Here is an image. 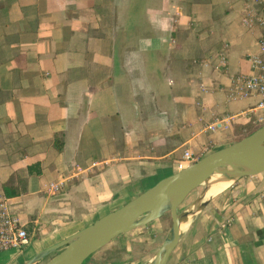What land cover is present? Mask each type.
<instances>
[{
	"label": "crops",
	"instance_id": "0c3cea01",
	"mask_svg": "<svg viewBox=\"0 0 264 264\" xmlns=\"http://www.w3.org/2000/svg\"><path fill=\"white\" fill-rule=\"evenodd\" d=\"M261 4L0 0V192L31 230L0 264H25L184 168V151L227 146L234 126L263 116L249 115L260 97L228 98L232 76L260 52L264 25L248 29L242 17ZM225 190L199 203L167 264H264V172ZM163 216L130 232L148 245L142 264L165 238ZM119 237L83 264H114ZM120 245L126 264L131 248Z\"/></svg>",
	"mask_w": 264,
	"mask_h": 264
},
{
	"label": "water",
	"instance_id": "95a60500",
	"mask_svg": "<svg viewBox=\"0 0 264 264\" xmlns=\"http://www.w3.org/2000/svg\"><path fill=\"white\" fill-rule=\"evenodd\" d=\"M264 172V124L251 134L202 156L196 162L159 180L123 206L98 218L90 225L46 248L25 264H83L91 255L115 238L144 227L170 214L171 226L148 264H167L180 237L178 207L187 196L219 173L232 182ZM204 194V193H203ZM193 212L186 211L183 218Z\"/></svg>",
	"mask_w": 264,
	"mask_h": 264
},
{
	"label": "built area",
	"instance_id": "2783aa9c",
	"mask_svg": "<svg viewBox=\"0 0 264 264\" xmlns=\"http://www.w3.org/2000/svg\"><path fill=\"white\" fill-rule=\"evenodd\" d=\"M242 23L248 29H253L256 26L264 25V4L259 8L250 7L246 10L242 17ZM258 47L260 52L258 54H250L247 56L249 64V73H239L231 78V83L228 88V98L230 100H238L249 98L251 96L260 97V101L256 107L249 110V115L253 114L255 109H258L264 114V37L258 40ZM226 46L223 47L220 53V65L226 68L225 51ZM202 91L206 92L203 85L200 87ZM252 113H251V112ZM248 115V117H250ZM255 122L264 121V115H253ZM223 120H214L207 128L214 130L221 126ZM198 155L190 151H184L182 160L188 164H192L198 160ZM200 159V158H199ZM183 169V168H182ZM64 180H59L50 183L48 190L52 194H56L64 187ZM30 242V235L24 224L20 222L19 217L11 210L8 197L3 192H0V253L9 250L21 252Z\"/></svg>",
	"mask_w": 264,
	"mask_h": 264
},
{
	"label": "rangeland",
	"instance_id": "374dc122",
	"mask_svg": "<svg viewBox=\"0 0 264 264\" xmlns=\"http://www.w3.org/2000/svg\"><path fill=\"white\" fill-rule=\"evenodd\" d=\"M263 124H264V121H262V122H255L254 121V125L255 126H258L259 127V126H261ZM233 141H234V137L229 138V140L226 141V143L227 144H231V143H233ZM210 150H211V148L209 150H207V151H209V152H207V154L210 153ZM204 155H206V154H203L201 156L198 155V157L201 158ZM199 158H198V160H199ZM183 162H184V164H183V167L184 168L187 167L188 165H190L186 161H183ZM235 182H237V180L234 181V182H232V184L230 185V187H232L235 184ZM229 188H227L225 191H227ZM205 189H206V186L205 185L199 186L194 191H192L187 196V198L182 202V204L178 207V213L182 217H183V214L186 211H189L191 213V212H195L198 209V207L200 206L199 203L201 204V202L203 200H205V199H202L201 198L202 195H203V193H204V191H205ZM163 221L165 222V226H164L165 227V230H164L163 236H166L167 233L169 232V229H170V226H171L170 214L168 212L164 214ZM143 230H145V232L148 233V235L146 234L147 235V239L149 237L150 240H152V241L158 240V235H157V231L156 230L151 229V228H147V229H143ZM30 231L31 230L28 229V233H29L30 238H31ZM131 232H134V230L131 231ZM136 235H137L136 233H132V234L131 233H127V236H125V237H119V239H118V241H119L118 242V246H120V247L119 248L116 247L117 249L115 250V252L113 254L114 257H112V255L108 254L109 257H112L113 260L116 261V262H114V264H123L124 263L123 260L117 261L120 258L122 259L123 253H125V251H122L123 245H120V244H124V245L129 244V247L131 248L130 249V252L128 254V257L125 260L127 262L126 264H132L133 262L140 261L143 257H145V256L148 255V252L149 251H147V246L148 245H147L146 242H138V243H135V241H132V240H134L135 237H137ZM109 246H111V245H108L107 247H105L103 249L104 252H106V250H107V248H109ZM55 253L50 254L49 256H47L46 258H44L43 260H41L40 262H38L36 264H43L49 258H51ZM143 262H144V259H143V261L141 260L140 263H138V264H142Z\"/></svg>",
	"mask_w": 264,
	"mask_h": 264
},
{
	"label": "bare ground",
	"instance_id": "6f19581e",
	"mask_svg": "<svg viewBox=\"0 0 264 264\" xmlns=\"http://www.w3.org/2000/svg\"><path fill=\"white\" fill-rule=\"evenodd\" d=\"M232 184L231 180H227L224 177H222L219 173H215L210 180L204 184L206 186V189L204 191V194L202 195V199H210L214 197L215 195L219 194L227 186ZM190 222V217L181 218L180 220V232H184Z\"/></svg>",
	"mask_w": 264,
	"mask_h": 264
},
{
	"label": "trees",
	"instance_id": "16d2710c",
	"mask_svg": "<svg viewBox=\"0 0 264 264\" xmlns=\"http://www.w3.org/2000/svg\"><path fill=\"white\" fill-rule=\"evenodd\" d=\"M259 127L254 125V120H250L249 122L244 123V124L239 125V126L238 125L234 126V128H233L234 141L233 142H236V141L240 140L241 138L251 134L253 131L258 129ZM4 193L7 197H11L13 195L7 189H4ZM122 251H125V249L122 248Z\"/></svg>",
	"mask_w": 264,
	"mask_h": 264
}]
</instances>
